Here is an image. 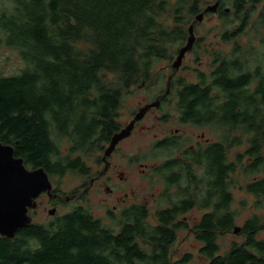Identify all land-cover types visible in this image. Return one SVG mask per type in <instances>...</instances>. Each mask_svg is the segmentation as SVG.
<instances>
[{
    "label": "trees",
    "instance_id": "trees-1",
    "mask_svg": "<svg viewBox=\"0 0 264 264\" xmlns=\"http://www.w3.org/2000/svg\"><path fill=\"white\" fill-rule=\"evenodd\" d=\"M209 2L0 0V45L23 62L18 72L0 74V141L50 178L86 174L85 159L120 127L132 88L158 83L156 62L174 57ZM216 13L229 48L206 46L209 70L196 67L195 81L180 76L172 85L181 121L217 139L160 166L169 206L155 210L156 221L146 205L130 207L111 217L114 225L76 206L12 239L0 235V264H187L192 254H171L182 229L195 233L206 264H264V0H221ZM157 146L172 151L173 142ZM237 173L260 213L243 222V241L222 252L220 235L240 216L232 208ZM195 208L205 211L190 225L181 216Z\"/></svg>",
    "mask_w": 264,
    "mask_h": 264
},
{
    "label": "rangeland",
    "instance_id": "rangeland-1",
    "mask_svg": "<svg viewBox=\"0 0 264 264\" xmlns=\"http://www.w3.org/2000/svg\"><path fill=\"white\" fill-rule=\"evenodd\" d=\"M217 0H210L208 4H213ZM207 4V5H208ZM204 5L203 9L207 6ZM230 3H226V6H229ZM202 9V10H203ZM201 12V11H200ZM195 19V17H194ZM193 19V20H194ZM192 20V21H193ZM191 21V22H192ZM220 19L218 18V14H205V18L201 22H197L195 24V34H196V42L194 45L193 52H190L186 55L183 60V64L180 69L177 71L178 77L182 76L185 77L188 81H195L196 77L194 75V69L196 67H200L203 70H209L208 63L206 62V55L203 56L206 51V46H209L207 50L212 48H222L228 49L229 47L227 44L223 43L219 36L221 31V23ZM199 40V41H197ZM179 45H176V49ZM197 52L200 54V58H203L204 61L201 64L197 63ZM174 57L170 60H159L156 62V72L154 75H157L158 83L152 86H147L142 83L136 85L132 88L131 93L126 97L124 102V106L121 109L122 117L121 120L127 121L129 113L135 108L146 103V101L154 99L156 94L160 89H164L167 84V79L170 74L174 72V68L172 67V62L175 59ZM202 59V60H203ZM23 66L22 60L19 58L16 51L4 46L0 45V74L1 75H12L19 71V69ZM111 77V75H110ZM157 82V81H156ZM146 125H152L155 123L152 117L146 118L143 122ZM206 138H210L212 140L217 139V135L213 130L204 129ZM197 133H199L197 131ZM196 135V133H195ZM162 136V135H161ZM196 138V136H195ZM134 146L136 148L141 147V162L151 164H163L169 158L172 157V151L170 150H158L157 148L153 149L151 147V143L153 142V132L149 134H142L141 136L137 137L134 140ZM150 144V145H149ZM149 145V146H148ZM148 146V147H147ZM126 148V145L124 146ZM235 153L238 151V148H235ZM233 152V151H232ZM144 156V158H142ZM87 166H93V169L97 168L95 165L96 156L91 158L85 159ZM141 166V165H140ZM143 167H136V172L133 173V177L131 182L136 185H140V200H146L149 202V207L151 211H154L158 208L159 204H157V200L155 201V197L157 194L164 190L165 184L163 181L166 180V173L162 172V175L159 173H155L151 175L154 177L153 180L148 179L147 174H142ZM151 173V172H150ZM264 172H261L258 176H262ZM237 178H239V183L232 186V190L234 193V202L232 203V208L236 209L240 216L236 221V225L242 226L245 219L249 216L253 215L254 213H260L259 211H255L253 209V203L255 201V196L249 193H246L245 189L241 188L244 184H240L243 179L242 175L239 173L235 174ZM254 176H250L247 179L251 180ZM53 182L54 189L59 190L62 192V200L57 201L55 205L57 210L54 215L49 214L48 210L51 207H47V199L48 196H42L38 198V206L35 210L31 211L30 214L33 216V222L39 223H49L57 215H62L65 212L70 211L76 206H88L91 212L99 218H102L103 222L107 225H114L113 218H109L108 214L106 213V206L101 204L100 199L102 197H108L106 194H100L97 192H92L88 198L85 200H74V201H67L66 196H70L73 194L74 190L80 187L81 183H83V177L81 174L75 171H66L62 175H56L54 178H51ZM153 182L152 184L149 182ZM166 183V182H165ZM175 189L172 188V192ZM165 198V197H164ZM166 199V198H165ZM167 203V202H166ZM204 209L195 208L189 211L185 216L188 218V222L192 225L196 222L201 214L204 212ZM182 217V216H181ZM264 236V231L260 233V237ZM244 235L240 232L234 233L233 230L227 232L225 234L220 235V243H221V251L225 252L230 247L233 241H243ZM201 242L196 239V235L193 232H190L187 229H182L179 232L178 239L174 243L173 247L171 248V254L174 258H182L185 254L190 253L192 254V259L187 264H206L207 260L200 254L199 249L201 247Z\"/></svg>",
    "mask_w": 264,
    "mask_h": 264
},
{
    "label": "flooded vegetation",
    "instance_id": "flooded-vegetation-1",
    "mask_svg": "<svg viewBox=\"0 0 264 264\" xmlns=\"http://www.w3.org/2000/svg\"><path fill=\"white\" fill-rule=\"evenodd\" d=\"M186 41L184 42V44L186 43ZM194 46L188 53L193 52ZM170 75L173 76L171 78V84L170 86H168V79ZM170 75L167 79L166 87L164 89H160L154 99L146 101L145 103L147 104L156 99H159V107L150 108L146 112L144 117L135 123L130 134L124 139L120 140L109 155H105L106 149L110 144L112 136L116 132H119L124 127H126L135 117L139 108L145 104L139 106L138 108H135V110H132V112L129 113L127 121L121 120L122 112L120 110L118 118L119 123L121 124L120 127L112 132L104 147L100 151L96 152L95 166L97 168L93 169V166H88V172L84 175L81 174L83 177V183H81L80 187L74 190L72 195L66 196L67 201H86V199L92 192H97L103 195L106 194L108 196L102 197V199H100V203L106 206V213L108 214L109 218L118 216L122 213L123 210L129 209L130 207H134L136 205H146L151 211L149 202L146 200H140L139 198L140 185H134L131 182V179L133 177V173L136 172V167L138 168L139 166L143 167L142 174H147L148 179L153 180L154 177H152L151 175H154L155 173H159L160 175H162V172L159 170L162 164L156 163L149 165L147 163L141 162L140 154L142 148H136L134 146V140L142 134H149L153 132V142L151 143V147H153V149L158 148L157 145L159 144V142L169 139L171 142H173L171 155L172 157L178 159H185L184 157L186 151L199 152L203 147H205V145L213 141L212 139L205 137L203 127L191 122L184 123L181 121L180 112L177 107L176 91L172 85L173 80H176L178 78L177 71ZM184 80H186V78ZM149 117H152L153 120H155L154 124L146 125L143 123L144 120ZM197 131L199 133H197ZM125 145L126 148L124 147ZM142 158H144V156ZM198 171L199 175L202 176L204 172L203 168H199ZM150 180L149 182L152 184L153 182H151ZM163 183L165 184V187L163 188L164 190L162 192L160 190V192L157 194V197H155V201L157 200L156 202L157 204H159L157 209H162L169 206V200L165 199L167 196V194L165 193V189L167 186L165 181H163ZM54 193L56 194L55 196L49 197L48 194L44 192L39 198L47 195V207L52 206L51 208H56L55 205L57 204V201L62 200V192L54 189ZM35 209H30V212ZM154 212L155 210L151 211L150 213L151 221H156ZM203 213L201 214V216L203 215ZM182 218L188 220L185 214L182 215Z\"/></svg>",
    "mask_w": 264,
    "mask_h": 264
},
{
    "label": "water",
    "instance_id": "water-1",
    "mask_svg": "<svg viewBox=\"0 0 264 264\" xmlns=\"http://www.w3.org/2000/svg\"><path fill=\"white\" fill-rule=\"evenodd\" d=\"M221 0L208 4L188 27V37L172 62L174 72L178 71L183 64L186 54L192 50L196 41L195 24L203 21L205 14L216 13ZM229 8H226L228 10ZM170 75L168 86L171 84ZM160 100L156 99L141 106L131 122L121 131L116 132L110 141L106 154L109 155L117 143L127 137L135 123L142 119L152 107H159ZM46 192L49 197L55 196L53 182L46 169L41 166L29 168L25 165L22 157L15 156L14 146L0 141V235L14 238L17 231L33 222L30 209L38 206V198ZM56 208H50L49 214L54 215ZM242 226L235 225L233 232L241 231Z\"/></svg>",
    "mask_w": 264,
    "mask_h": 264
}]
</instances>
